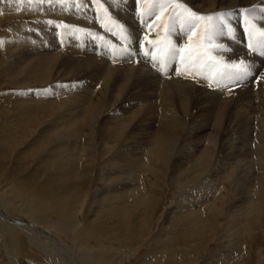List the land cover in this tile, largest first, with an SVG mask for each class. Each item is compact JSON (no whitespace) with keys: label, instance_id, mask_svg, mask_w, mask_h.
<instances>
[{"label":"bare ground","instance_id":"obj_1","mask_svg":"<svg viewBox=\"0 0 264 264\" xmlns=\"http://www.w3.org/2000/svg\"><path fill=\"white\" fill-rule=\"evenodd\" d=\"M97 2L0 0V25L17 21L0 31L2 76L23 88L4 99L2 159L25 146L36 160L0 165V264H195L210 227L235 264H264L248 239L264 227V50L253 51L264 0ZM175 4L212 20L190 27ZM97 6L118 12L127 36L110 24L105 35ZM207 24L214 60L161 49L193 32L195 45ZM168 175L185 195L166 202Z\"/></svg>","mask_w":264,"mask_h":264},{"label":"rangeland","instance_id":"obj_2","mask_svg":"<svg viewBox=\"0 0 264 264\" xmlns=\"http://www.w3.org/2000/svg\"><path fill=\"white\" fill-rule=\"evenodd\" d=\"M85 1V0H84ZM92 1H94V0H92ZM98 4L100 3V0H95ZM101 3H102V5L104 4V2L103 1H101ZM101 3L99 4V5H101ZM95 5V4H94ZM98 5V6H99ZM147 4H144V6H143V11H142V13L143 12H145L146 10V7H147V9H148V6H146ZM98 6H97V9H98ZM104 6H105V4H104ZM104 6L101 8V9H98V10H100V12H99V15H98V19L100 18L101 19V23L103 24V26H104V29H103V33L106 35V34H108V30H106V28L105 27H107L109 24L110 25H114V26H119V29H118V33L121 35V36H127V33H125L124 32V22H121L120 20H117V19H119L118 18V12L117 13H115L116 11H114V10H112V9H106V7H105V9H104ZM105 10V11H104ZM138 9H136V11H137ZM129 11V10H128ZM134 10H131V12H133ZM130 12V13H131ZM139 15H142L141 13L139 14ZM28 17V18H27ZM30 17V18H29ZM113 17V18H112ZM15 18V17H14ZM13 18V19H14ZM21 19H24L25 21H27V22H30V20L29 19H31V20H33V18H32V16H22V17H20ZM19 18V19H20ZM15 19H17L18 20V17H16ZM100 19H99V21H100ZM102 19H104V20H102ZM117 20V21H116ZM122 20V19H121ZM123 20H125V19H123ZM224 20V19H223ZM53 21V20H52ZM51 21V22H52ZM108 21V22H107ZM63 22V21H62ZM111 22V23H110ZM118 22H120V23H122V24H120V23H118ZM17 23V21L16 20H12V21H4L1 25H0V31H5L6 29L5 28H11L13 25H15ZM106 23V24H105ZM119 24V25H118ZM9 26V27H8ZM124 32V33H123ZM1 37V36H0ZM1 43H3V38L1 37L0 38V51L2 50V44ZM166 43L167 42H165V43H162V47L163 48H161L163 51H164V53L166 54L167 52H165V48H164V46L166 45ZM5 47V46H4ZM3 47V49H4V51H3V53L1 54V56H0V102H5L6 100H4V99H8V97L10 98L11 97V95H16V94H18V92H21L22 90H23V88L22 87H20L19 85H14V84H12V83H10V80H9V78L7 77H3L2 76V72H3V70L5 69V65H4V63L1 61V59L3 58V60L4 59H6V58H9V56H10V54L8 53V51H7V47H5L4 48ZM130 51V53L131 54H129V56L130 57H132L133 56V51L134 50H129ZM5 52V53H4ZM3 55H4V57H3ZM14 55H15V53H14ZM166 55H168V53L166 54ZM167 58H168V56H167ZM134 62V61H133ZM138 62V61H137ZM138 64V65H137ZM135 65H137V66H135ZM2 66V67H1ZM130 66L133 68V70H134V74H135V76H134V79L136 80V79H138L140 82H139V84L143 87V84H145V82H146V79H147V77L146 76H148V74L146 73V70L144 69H142V65H140V63H131L130 64ZM137 67V68H136ZM140 67V68H139ZM122 68H124V66L122 67H118L117 68V70H118V72L119 73H122V70H123V72L125 71V69H127V68H124V69H122ZM143 70V71H142ZM149 72V71H148ZM154 74H156V73H154ZM5 80V81H4ZM37 87V88H36ZM35 88H29L28 90L29 91H31V92H36V91H38V88H39V90H41V91H44V90H46L48 87H49V85L48 86H39V85H37ZM22 89V90H21ZM25 91H26V89H25ZM11 94V95H10ZM13 97V96H12ZM11 106V102H9V101H6V106L4 107V108H2L1 107V104H0V118L2 119V120H0V138H3L4 137V133L2 132V124H4L5 122L3 121V119H5L6 117H7V109H8V107H10ZM7 108V109H6ZM12 115H14V113H13V111H12V113H11ZM9 116V115H8ZM11 117V116H10ZM5 141V140H4ZM144 145V144H143ZM5 146L6 145H3L2 146V149H0V165L1 166H6V167H8V168H13V170L14 171H16V172H24L23 171V169L24 168H26V166H27V164L29 163H31L32 162V164H35V162H36V160L34 159V160H32L31 158L29 159L28 158V155H26L27 154V150H24V151H22V148H24V147H22V146H19L18 148H15V149H13L11 152L9 151V154H8V156L6 157V158H4V159H2V154H3V152L2 151H4L5 150ZM22 147V148H21ZM20 150V151H19ZM15 151V152H14ZM24 153V154H23ZM33 153V152H32ZM36 156H34V157H32V158H35ZM37 158V157H36ZM2 159V160H1ZM28 159H29V162H28ZM38 159V158H37ZM33 167H34V165H33ZM169 177L167 178V179H164L163 180V182H162V184H161V187L160 188H163L164 189V192H166L167 191V195H166V197H167V199H166V202H168L169 200H171L172 201V199H173V197H179V196H184L185 194H183V192H181L182 191V189L180 188L179 190H177V189H172L171 190V182H172V179H171V175H168ZM170 179V180H169ZM166 183V184H165ZM102 185V184H101ZM101 185H99V186H96V187H94V190H96V191H98L100 188H101ZM164 185V186H163ZM169 185H170V187H169ZM166 187V188H165ZM176 193V194H175ZM224 221V220H223ZM222 221V222H223ZM234 223H236V221L235 222H233V223H231L230 224V226H234L233 224ZM262 225L264 226V221H262ZM217 226H219V224H217L216 225V227ZM229 226V227H230ZM230 228H232V227H230ZM210 229V230H209ZM208 229V231H207V233L209 232V234L207 235V239L208 240H206V242H207V245H206V243H205V247L202 249V251L200 252V253H198L197 255H195V258L196 257H199L198 258V260L195 262V264H235L234 263V261H235V259H234V255L233 254H230V253H227L228 252V250L229 251H232L231 249H233L232 247H230V248H228V249H225L224 247H222V241H220L218 238H219V236H218V238H217V235H215L216 237H215V239H211L210 238V236H211V234L216 230V231H219L220 232V227L218 228H215V227H210ZM212 230V231H211ZM258 230H259V232H258ZM262 231V232H261ZM245 232V231H244ZM263 233V234H262ZM215 234H217L216 232H215ZM247 233L245 232V235H246ZM253 236V238H252V236ZM256 236H258V237H256ZM209 237V238H208ZM249 237H251V239L249 238ZM255 237V238H254ZM217 238V239H216ZM257 238V239H256ZM248 239H249V243H251V245H252V254L255 256V254H256V250L258 249H256V245L257 246H261V245H263L262 247H264V227H261V228H259V229H257V232H252L249 236H248ZM260 239V240H259ZM155 240H157L156 238H155ZM219 241H220V243H219ZM252 241H254V242H252ZM256 242V243H255ZM259 244H261V245H258V243ZM256 244V245H255ZM209 245V246H208ZM255 248H254V247ZM255 249V250H254ZM2 249H0V253H2ZM146 251H147V246L145 245L144 247H142L139 251H137L136 252V254L138 255H136L135 257H134V259H133V261L135 262V260L137 259V258H140V256L142 257L143 255H145V253H146ZM220 253H221V255H220ZM199 255V256H198ZM255 260H256V256H255V258H253V257H250L249 259H248V261L247 260H243V262H242V264H256L255 263ZM133 263V262H132Z\"/></svg>","mask_w":264,"mask_h":264},{"label":"snow or ice","instance_id":"obj_3","mask_svg":"<svg viewBox=\"0 0 264 264\" xmlns=\"http://www.w3.org/2000/svg\"><path fill=\"white\" fill-rule=\"evenodd\" d=\"M161 8L163 9L164 6L161 5ZM173 8L181 9L184 13H187V17L183 18V22H186L190 27H199V24L197 23L199 21H211L212 20L211 16H207V17L198 16L195 12H192L190 9L186 8L185 5L183 4H175L173 5ZM156 19L160 20L161 16H157ZM149 27H151V25ZM165 30L167 31V25H165ZM212 30H213V25L207 24L200 34L199 42H197L195 45L193 44V38L195 35H197V33L193 32V34L189 35L188 42L182 48H179V49H176L175 45H173L171 41L168 40L165 45V52H168L170 50L171 55H176L177 52L181 53V56H180L181 63H183L185 59V56L183 55V53H188V56L191 57L193 52H195L197 56H206L208 57V59L214 60L215 58L211 56L210 52L207 50V46L203 43V40L205 39V35L203 33L204 32L210 33ZM260 35L264 36V32H262ZM207 38L211 39V36L209 35ZM145 39H147V37ZM159 42H160L159 39L156 41H151V40L148 41L149 44H153V45H156ZM257 48L264 50V39L259 40L257 42V45L253 47V51H256ZM145 55H148V53L146 52ZM152 59L153 60L157 59L155 54L152 55ZM225 67H229V66L226 65ZM230 67L239 68L240 65H231ZM245 74H246V71H245Z\"/></svg>","mask_w":264,"mask_h":264}]
</instances>
